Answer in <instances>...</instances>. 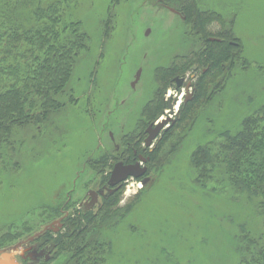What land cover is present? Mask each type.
<instances>
[{
    "label": "rangeland",
    "instance_id": "rangeland-1",
    "mask_svg": "<svg viewBox=\"0 0 264 264\" xmlns=\"http://www.w3.org/2000/svg\"><path fill=\"white\" fill-rule=\"evenodd\" d=\"M31 1L15 2L14 10L23 12ZM192 2L214 12L209 31L231 30L240 57L181 122L179 113L152 149L144 142L150 119L158 114L149 112L157 90L182 67L187 80L192 73L199 76L192 65L205 44L194 29L199 13L187 8L186 0L179 3L187 9L186 20L161 0L62 3L86 34L69 82L75 98L68 97L71 101L45 122L13 126L0 143V250L16 252L21 264L242 263L244 237H257L263 229L255 200L233 187L222 168L201 176L196 161L201 146L217 154L224 131L238 130L264 105V0ZM9 8L0 2V10ZM183 94L175 86L167 93L162 89L161 114H169L170 98L175 110L181 109ZM135 133L143 134L142 145L131 142ZM158 148L160 159L146 158L144 176L130 177L119 188L118 206L131 208L104 220L98 216L97 229L88 231L96 248L62 249L61 239L43 236L65 215L74 219L77 209L86 210L89 192L107 185L116 163L136 157L134 150L148 156ZM103 200L90 210L99 214ZM66 231L68 224L62 234ZM41 245L51 246L48 259L28 257Z\"/></svg>",
    "mask_w": 264,
    "mask_h": 264
},
{
    "label": "trees",
    "instance_id": "trees-1",
    "mask_svg": "<svg viewBox=\"0 0 264 264\" xmlns=\"http://www.w3.org/2000/svg\"><path fill=\"white\" fill-rule=\"evenodd\" d=\"M22 1L0 0L3 6L10 7L5 12L0 10V143L7 140L13 126L45 122L56 110L75 98L69 82L82 49L86 47V34L78 21L66 15L67 9L62 4L65 0H49L47 3L34 0L28 3L23 12L14 10V3L20 4ZM186 3L187 8L200 15L194 19V29L203 35L205 44L200 47L198 55L194 53L197 56L192 65L196 64L200 73L193 98L181 105L182 117L178 122L186 119V114L188 116L196 103L206 96V92L211 91L213 80L221 73L227 76L229 67L240 57L237 50L240 44H235L236 37L230 29L214 32L207 29L214 12L196 9L192 0H186ZM186 11L185 7L187 17ZM184 63L186 61H181V64ZM170 80L169 84L162 86L164 91L170 87ZM162 89L157 90L156 103L149 110L154 115L158 112L155 118L150 119L151 122L164 111L165 103L160 96ZM135 135L133 138L131 136V142L136 140L137 145H142L143 134H139V137L137 133ZM223 138L217 154H213L208 147L199 148L198 154L201 156L196 163L200 175L209 178L214 170L222 168L233 187L245 190L255 200L256 211L264 220V105L256 113L245 117L238 130L224 131ZM157 150L159 148L146 153L152 163L160 159ZM121 192L119 189L104 197L99 214L93 210L82 211L81 208L76 210L78 216L74 219L72 213L65 215L64 227L68 224L65 234H62V229L56 237L50 231L43 236L58 241L61 239L62 249L67 245L76 248L83 244L82 247L91 250L96 245L91 243L92 239L87 233L92 228L97 229V217L108 219L131 208V205H126L125 209L118 206ZM244 243L241 264H264V223L260 234L257 237L246 234Z\"/></svg>",
    "mask_w": 264,
    "mask_h": 264
},
{
    "label": "flooded vegetation",
    "instance_id": "flooded-vegetation-1",
    "mask_svg": "<svg viewBox=\"0 0 264 264\" xmlns=\"http://www.w3.org/2000/svg\"><path fill=\"white\" fill-rule=\"evenodd\" d=\"M161 3H163V5L165 6V7H167V8H169V9H171V11H173V12H175V13H178V15H180L182 18H184V20H186V15H185V13H184V10H185V8H181L180 7V0H174V1H170V0H161ZM184 68L185 67H182L180 70H179V72L175 75L176 77H174V79L171 81V86L170 87H174L175 86V88L176 89H178L179 91H182L183 92V89H184V102H185V97H186V95H187V93H188V91H187V86L190 84V87H189V91L191 92H193V95H194V93H195V90H196V87H195V84H196V81H197V78H198V75L196 74V78H194L193 76V73L191 74L192 75V78L190 77V80L188 79H186V76H187V74H189V73H187V71L185 72L184 71ZM186 70V69H185ZM191 71V70H190ZM192 72V71H191ZM197 72V71H196ZM169 87V88H170ZM168 88V89H169ZM166 93H167V90H166ZM193 97V96H192ZM173 103V101H172V99L170 98V99H168V103ZM173 105H175V103H173ZM168 107H169V104H168ZM169 110V114L168 115H163V114H161V116H159L158 118H156L153 122H151L150 123V125L151 124H154V125H156V124H158V123H160V122H162L163 120H165V119H170V121H169V126L168 127H165V128H163L160 132H159V134H158V136H157V138L154 140V142H153V144H152V146H150V148L152 149L156 144H155V141H157L158 139H159V137L160 136H162V132L165 130H168L169 129V127H171L172 126V124L176 121V119H177V116L179 115V113H180V107L177 109V111L175 110L174 111V114L171 112V110H170V108L168 109ZM163 113V112H162ZM149 127V126H148ZM147 127V128H148ZM148 137V133L146 132V138ZM146 140V139H145ZM145 144V146L146 147H149V146H147L146 145V142H144ZM145 147V148H146ZM145 152V151H144ZM134 153L136 154V157H131V156H127L126 157V160L128 161V162H124V163H126V164H134V163H137V162H142V160H141V156H143V157H145V158H148L149 156H144L142 153H139L138 154V152L136 151V150H134ZM138 155V156H137ZM133 158V159H132ZM150 158V157H149ZM131 159H132V161H131ZM125 160V161H126ZM148 160V159H147ZM141 165L142 166H147V162L145 161V162H142L141 163ZM148 167V166H147ZM112 173V172H111ZM111 173H110V175H109V179H108V182H107V185L105 186V187H103V189H100V190H98V191H96L97 193H98V199H97V201H96V203L92 206H90V202L92 201V198L90 197V201H85L84 202V204H83V207L86 209V210H90V209H95V206L97 205V203H99V199L101 198V197H106L109 193H113V192H115V191H117L121 186H122V183L123 182H120V183H118V184H116V185H114V186H112L111 184H110V176H111ZM144 176V175H143ZM102 191H103V193H102ZM99 205V204H98ZM97 205V206H98ZM88 206H90L91 208H89V209H87V207ZM65 217V216H64ZM64 217H62L61 219H59L58 221H56L54 224H58V227L57 228H54V227H52L51 226V228H49L48 230L50 231V233H52L54 236H56L59 232H61L62 231V229L64 228V222H63V219H64ZM49 240H50V238H48ZM51 243H53V242H51ZM50 244V243H49ZM39 245V244H38ZM54 245V243L52 244V246ZM36 248V247H35ZM52 251V248H51V246L50 247H48L47 245H41L40 246V249H39V251L37 250V251H35V252H31V253H29L28 254V257H31V259H36V256H42V255H45V257L47 258V257H49V254H50V252ZM18 255L20 256H25V252L24 253H22V252H19L18 253ZM16 258L18 259V257H17V254H16ZM23 258V257H22ZM24 259V258H23ZM18 261H19V259H18Z\"/></svg>",
    "mask_w": 264,
    "mask_h": 264
},
{
    "label": "water",
    "instance_id": "water-1",
    "mask_svg": "<svg viewBox=\"0 0 264 264\" xmlns=\"http://www.w3.org/2000/svg\"><path fill=\"white\" fill-rule=\"evenodd\" d=\"M190 84L187 86V95L185 97V101H188L192 98L193 93H190L189 91ZM169 108L172 113L175 111V107L173 103H169ZM170 119H165L162 122L154 125L151 124L146 129V132L148 133V137L146 138L145 142L147 146H151L154 142V140L157 138L159 132L165 128ZM142 162L146 161V158L141 156ZM147 172V167L142 166L141 162H137L134 164H126L124 162H118L115 164L111 176H110V184L112 186L125 181L129 177H135L140 178ZM147 179H143V184H145ZM103 193V191H102ZM89 196L92 198V201L90 202V206L94 205L98 199V193L96 191L89 192ZM90 206L87 207V209L91 208ZM49 257H47L48 259ZM0 264H21L18 259L16 258V252H11L6 249L0 250Z\"/></svg>",
    "mask_w": 264,
    "mask_h": 264
}]
</instances>
